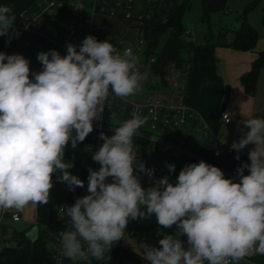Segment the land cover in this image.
<instances>
[{
	"label": "clouds",
	"instance_id": "clouds-1",
	"mask_svg": "<svg viewBox=\"0 0 264 264\" xmlns=\"http://www.w3.org/2000/svg\"><path fill=\"white\" fill-rule=\"evenodd\" d=\"M11 13L0 5V36L15 23ZM37 60L42 67L32 71L23 55L0 52V210L47 204L56 173L70 191L84 187L69 171L74 165L65 149L93 132L106 102L136 95L144 80L131 47L121 51L91 35L79 50L68 43L65 55L41 51ZM145 123L134 110L113 135L100 134L103 143L92 157L100 167L88 170V194L61 209L70 227L59 232L60 256L73 264L104 260L130 221L152 215L163 228L175 225L177 234L164 235L159 247L143 246L148 264H240L264 255V118L242 120L248 130L231 145L237 160L254 145L250 163L236 169L238 182L205 161L185 165L175 183L168 175L154 178L134 144ZM166 167L176 171L175 164ZM141 174L153 186L145 189Z\"/></svg>",
	"mask_w": 264,
	"mask_h": 264
},
{
	"label": "built area",
	"instance_id": "built-area-1",
	"mask_svg": "<svg viewBox=\"0 0 264 264\" xmlns=\"http://www.w3.org/2000/svg\"><path fill=\"white\" fill-rule=\"evenodd\" d=\"M67 0H37L34 5L23 11L20 15L19 22L14 25L16 31L37 30L41 21L53 11H61L66 8ZM143 6L141 9L137 7V0H79L74 6V11L71 14L69 23L64 26L59 38L55 40L64 50L66 54V45L68 43L77 46L81 39L90 31V17L87 14V8L94 13H103L114 16L125 17L133 20L137 27L143 21L150 18L153 11V6L156 3L164 0H142ZM139 33H141L139 31ZM186 36L192 39V30L187 29ZM142 41L140 40V43ZM131 47L133 52H140V47ZM139 63L137 69L144 75L141 90L134 96L127 99L113 98L109 103H105L104 111L100 117L93 122L94 130L84 140V147L88 157V164L83 170L78 171L76 176L84 181V187H76L74 191L69 189V198L64 199L59 203V211L63 217V228L67 230L70 225L68 219L61 209L73 205L77 198L87 195V177L89 175V168L99 170L100 165L93 161V153L99 149L103 141L100 139V134L111 136L114 134V127L119 126L123 121L130 119L132 112L135 110L146 119V123L139 129V135L134 139L146 142L148 145L147 159L142 160L143 144L140 142L134 143L138 146L137 156L144 164L147 160L156 156L154 147L169 148L177 153V155L185 156L197 162L205 161L210 163L202 157L195 149L192 148V142L201 141L207 132L204 125H199L198 114L192 110L186 103L187 86L191 75L192 65L186 63L180 66L176 61L167 62L164 67V73L155 66V56L138 58ZM226 115V116H225ZM119 116V120L115 121V117ZM225 117V118H224ZM221 118L227 122L231 120L230 114L224 112ZM230 122V121H228ZM227 122V123H228ZM195 130L197 132H195ZM193 133H196L193 134ZM154 138H157L154 141ZM154 153V156L149 157V153ZM225 150L219 148L217 154L224 155ZM148 169L154 172V178H162L166 175L170 176L173 182L172 175L165 168H162L155 162H148L145 165ZM219 167V166H217ZM225 176L234 181H239V177L234 173L219 167ZM143 175V174H141ZM144 184L145 189L153 186V180H150L147 175ZM6 213H3L5 216ZM14 221L20 220V214L13 212L9 214ZM128 235L137 237L141 240H148L149 238L162 239L164 235H169L171 229H176L174 225L169 228L168 232L162 229L158 231L159 225L156 221L155 215L150 218H138L128 223ZM61 230V231H62ZM184 246L187 245V237L182 236ZM2 239L0 237V248ZM60 244L59 236L53 244L55 258L58 264H64L65 258L59 254ZM90 259V258H89ZM244 264H264V255H253L241 261Z\"/></svg>",
	"mask_w": 264,
	"mask_h": 264
},
{
	"label": "crops",
	"instance_id": "crops-1",
	"mask_svg": "<svg viewBox=\"0 0 264 264\" xmlns=\"http://www.w3.org/2000/svg\"><path fill=\"white\" fill-rule=\"evenodd\" d=\"M33 1L0 0V5H8L12 9L11 14L16 17L15 25L19 22L21 13L33 6ZM71 14H68L69 19ZM87 14L90 17V31L97 35L100 41L106 40V37H115L127 28L130 31L135 29L139 33L137 24L133 20L130 22L131 19L94 13L91 9H87ZM43 20L37 30L19 32L16 31L13 25L9 28L7 35L0 36V52L9 55L21 54L30 61V67L38 65L40 69L42 65L37 60V56L41 51L57 50L61 55H64L63 48L44 33V31L53 27V23H44ZM215 53L217 57L216 71L219 78L211 79L213 72L211 64H194L187 86L186 103L198 114V124L204 125L222 145L220 148L226 150L248 130L241 123L242 120L260 117L261 111L257 110L255 94L246 93L240 81L241 76L251 69L252 62L257 57V52L217 46ZM224 112L230 114L231 120L228 123L221 118V114ZM253 148L254 145L249 144L241 152L248 156L249 151ZM65 160L73 163L74 166L69 169L72 172L76 162H73L72 155L67 151ZM58 175L60 173L53 175L55 180H57ZM42 211V204L37 207L28 206L20 211L15 209L0 210V237L2 239L0 264H27L29 262L32 253V241L27 238L26 234L14 233L13 231L26 230L27 233L34 226L41 228ZM13 212L20 214L19 221H14L10 217L9 214ZM3 213H6V215L3 216ZM14 224H18V228H15ZM127 240L129 244H123V241H120L124 246L141 255H143L145 244L155 247L159 245V239L157 238L141 240L129 236Z\"/></svg>",
	"mask_w": 264,
	"mask_h": 264
},
{
	"label": "trees",
	"instance_id": "trees-1",
	"mask_svg": "<svg viewBox=\"0 0 264 264\" xmlns=\"http://www.w3.org/2000/svg\"><path fill=\"white\" fill-rule=\"evenodd\" d=\"M37 0L33 1V5ZM203 18H208L211 12L217 10H224L226 8L227 0H200ZM256 4V1L251 2L247 8L250 9ZM191 0H164L156 3L153 6L152 15L147 18L138 27L139 31L147 40V57L155 56V66L164 73L163 67L169 61H176L180 66L190 63L192 66L196 63H208L212 65L213 72L211 79L219 78L216 71V53L217 46L230 47L237 50H249L257 52V57L252 62V67L249 71L244 73L241 78V84L246 93L254 95L257 89L261 71L264 70V49L256 50V44L259 38L258 32L247 20L244 14L241 18L239 28H221L216 40L207 39L202 44H196L192 39L186 36L187 28L183 24V17L185 12L190 9ZM59 20L49 30L44 33L50 38L57 40L64 29V26L69 23L67 14V6L62 9ZM232 33L231 38L228 34ZM94 36L99 41L100 39L92 33L87 31L86 35L81 39L78 44L81 45L82 41L87 36ZM167 35L166 42L163 48L157 52V46L160 39ZM140 142L143 144L144 150L141 159H147L148 145L146 142L134 139V143ZM192 148L195 149L202 157L210 163L224 168L236 174V169L243 163H250L249 157L242 152L239 153L240 159L237 160V152L231 147L226 148L224 155H218L217 152L220 148L218 140L207 130L205 137L199 142H192ZM85 150L84 141L81 142L79 155ZM173 164L176 166V171L171 173L173 183H175L179 171L188 164L199 163L195 160L181 155L173 156ZM84 167L78 163V157L74 170L71 172L76 175L78 171L83 170ZM247 175L248 169L244 170ZM225 178H228L225 176ZM237 182V181H236ZM54 192L51 196L49 222L47 227L39 228L38 237L32 242V253L30 260L27 264H58L53 250V244L56 242L59 232L63 228V217L59 211V203L69 198L68 186L55 180ZM14 233L26 234V230ZM159 247V245H158ZM64 264H73L72 261L65 258ZM78 264H148V261L143 259V255L126 247L121 241L117 242L110 252L106 254L105 259L96 261L90 258L88 261H79Z\"/></svg>",
	"mask_w": 264,
	"mask_h": 264
},
{
	"label": "rangeland",
	"instance_id": "rangeland-1",
	"mask_svg": "<svg viewBox=\"0 0 264 264\" xmlns=\"http://www.w3.org/2000/svg\"><path fill=\"white\" fill-rule=\"evenodd\" d=\"M91 1V0H87ZM182 1V0H178ZM256 1V4L248 9L247 6ZM79 2V0H67V7H68V14H71L74 11L75 4ZM143 6L142 0H137V7L141 9ZM88 9V8H87ZM246 15L248 22L256 28L259 38L256 44V50H263L264 49V0H227L226 8L224 10H217L210 13L208 18H203L201 2L200 0H191V7L188 9L183 17V24L185 28L192 30V40L196 44L204 43L208 38L212 40H216V37L221 28H232L236 29L239 28L241 24V18L243 15ZM61 16V12L56 10L53 11L50 15L44 18V23H53V25L59 20ZM130 22L132 20H129ZM232 33L228 34V37L231 38ZM167 39V35H164L157 46L156 51L159 52ZM106 40L114 43V45L119 48V50H123L126 45L133 46L134 48L140 47V52H135L134 54L138 58H145L148 51H147V40L144 38L142 33H138L135 29L131 31L127 28L119 33L115 37H106ZM140 40L142 41L140 43ZM255 97L257 100V110L261 111L259 114V118H264V70L261 71L257 89L255 92ZM111 100V97L109 98ZM113 100V99H112ZM111 100V101H112ZM119 120V116L115 117V121ZM195 132H197L195 130ZM196 135V133H193ZM79 143L76 148H72L71 144L65 149L66 151L72 155L73 162L77 161L82 167H86L88 164V157L87 153L84 150L81 155L78 156L80 151ZM222 147V145H220ZM156 152V156L148 162H155L162 168L167 169V164H173V156L177 155V153L169 148L163 147H154ZM147 163L145 165H147ZM168 170V169H167ZM55 182V178L53 177V185ZM54 188L52 187L50 192V200L47 204H42V214H41V222L40 227L45 228L49 222V211H50V203H51V196L53 195ZM15 228H18V224H14ZM164 230L165 233L169 230V228L159 227L158 231ZM177 230L171 229L169 235H176ZM128 235V226L126 228V232L122 239L123 244H129L127 238ZM153 238V237H151ZM187 248V246H185ZM240 264H244L240 262Z\"/></svg>",
	"mask_w": 264,
	"mask_h": 264
},
{
	"label": "water",
	"instance_id": "water-1",
	"mask_svg": "<svg viewBox=\"0 0 264 264\" xmlns=\"http://www.w3.org/2000/svg\"><path fill=\"white\" fill-rule=\"evenodd\" d=\"M30 68L32 71H39L40 70V67L38 65H32ZM153 156H154V153L150 152L149 157L152 158ZM140 180H141L142 186L145 188V184H144L145 177L143 175L140 176ZM38 233H39L38 226H34L26 233V236L30 241L33 242L37 239Z\"/></svg>",
	"mask_w": 264,
	"mask_h": 264
}]
</instances>
